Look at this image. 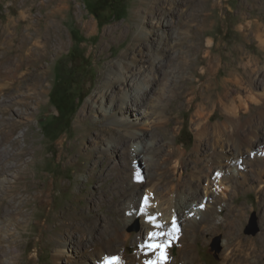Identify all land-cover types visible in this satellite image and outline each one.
<instances>
[{"label": "rangeland", "instance_id": "rangeland-1", "mask_svg": "<svg viewBox=\"0 0 264 264\" xmlns=\"http://www.w3.org/2000/svg\"><path fill=\"white\" fill-rule=\"evenodd\" d=\"M45 1L0 0L1 73L8 60L7 56L4 57L5 39L7 40L9 34L13 32L10 22L18 17L21 11L34 19L40 17L45 9H40L39 5ZM136 2L137 0H72V7L76 11L74 21L77 19L92 21L96 28L94 35L88 37L81 26L68 25L67 22L61 21L67 47L58 55L41 59L40 68H34L32 73L26 71L23 76L19 75L11 90L0 93V152L7 147L14 152L11 157L6 158L5 163L29 162L28 169L26 173L24 172L28 175L27 181L43 182L42 189H47L43 196L35 201H32L29 193L22 195L16 189L8 190L3 196L4 199L0 201V221L6 225L7 233L4 242H0V264H70V258L76 260L79 257L69 253L66 256L61 255L59 243L64 239H68V243H76L77 240L91 243L89 246L93 253L100 249L103 241L111 240L116 252L113 257L119 254L118 261H125L131 254L141 249L142 244L137 242L139 221L133 218L139 206L133 204L125 195L121 178H124L128 171L123 167L119 153L112 151L111 161L110 155L102 152L93 140L76 141L75 133L80 110L96 91L99 72L106 60L103 55H110L108 59L114 60L128 46L126 40L114 44L104 54H99L102 35L113 24H125L130 9ZM200 3L201 19L208 15L211 24L206 34H201L203 35L200 43L202 56L209 50L207 41L211 40L214 46L220 48L213 53L217 63L220 59L218 55L226 53L236 43H239L238 45L248 52L250 57L260 58V61H252L246 71L237 72L236 75L238 79L240 78L242 86L240 84L239 91L234 90L233 86L230 94L235 111L241 114L247 112L242 120L247 121L248 118H252V121L246 124L245 132L250 135L254 130L259 129L258 132H262L259 134L262 136H258L259 144L264 145V121L261 123L257 118V104L261 103L251 100L255 95H264V51L260 50L253 30L255 22H260V33L264 35V0H200ZM190 6L188 0H174V9L169 11V7L166 6L163 9L166 12L162 13L178 21L179 17L187 18ZM190 30L193 31V28ZM150 38L149 40L153 41L156 36L152 34ZM189 43L186 36L182 44L174 48L172 46L171 51L168 49L167 51L166 47L164 49L161 59L166 65L165 68L167 69L168 65L171 70L176 68L175 74L180 77L172 74L169 76L172 93L166 91L162 100L163 107H154V110H160L163 114L161 113L162 116L159 117L156 112V116L153 117L154 122L158 123L148 128L149 140L156 141L153 151L157 159L159 158L158 161L163 162L166 153L172 154V151L177 152V149L183 154L181 157L183 164L177 172H172V166L179 156L172 154L166 161L167 167L154 179L158 188V202L162 200L165 209V206L170 209L171 202L178 195L186 192L191 185H196L197 179L206 172L210 175L215 171L213 168L219 160L210 157L213 143L223 144V151L227 149L226 134L221 128L220 131L214 128L216 123L222 124L223 118L220 116L222 111L219 106L208 105L205 96L202 95L201 100L205 105L202 108L200 122L204 133L195 148L197 138L194 120L198 118L195 115L198 106L187 107L190 98L189 95L186 96L187 93L182 94L184 99L182 102H185L186 107H180V100L173 101L174 95L183 89L180 86L185 84V90L186 83L194 79L189 73L190 66L182 60L177 61L178 53L186 51ZM143 50L146 54L147 50ZM175 51L178 52L171 54ZM189 58L194 62L196 55ZM227 59L223 58V61ZM247 60L248 57L244 61ZM201 67V65L197 67L198 71ZM44 70L48 72L42 82L45 86L44 95L42 101L37 104L34 95L27 99L25 97L34 93L32 82L35 72ZM155 77L157 79L158 75ZM155 87H159V84ZM249 88L252 89L251 95ZM11 99H16L17 102L4 106L5 100ZM169 104H171L170 108ZM15 112L20 115H16ZM86 114L87 117L90 116L89 121L86 122L88 128L99 126V123L90 122L92 120L90 109ZM209 117L212 118L206 122L205 118ZM158 119L161 122L156 121ZM75 144L77 146L73 148ZM262 154H257V157L264 160V153ZM3 157L4 155L0 160ZM207 158H210L209 161ZM141 165L140 163L138 167L141 168ZM208 168L211 170L209 171ZM243 173L246 177L250 175L247 169H244ZM237 179L241 181V178L237 177ZM205 182L204 179L202 183ZM227 185L229 188L227 187V190L224 188L227 197L215 203L213 209L206 211L203 220L192 226L184 225L185 223L180 221L175 225L174 230L166 233L162 244L166 245L165 255L170 257L171 264H264V187L258 188L254 181H247L244 186H235L233 183ZM185 186L189 187L185 188ZM172 191L174 195L171 196ZM168 192L171 197H168ZM13 198L15 202H12ZM21 198L25 203L21 208L24 217H20L15 209ZM42 200H48L50 204L42 206ZM167 209L164 215L169 213ZM37 219L47 224L37 227L35 225ZM223 240L228 241L227 249L222 245ZM81 248L85 256V247Z\"/></svg>", "mask_w": 264, "mask_h": 264}, {"label": "bare ground", "instance_id": "bare-ground-1", "mask_svg": "<svg viewBox=\"0 0 264 264\" xmlns=\"http://www.w3.org/2000/svg\"><path fill=\"white\" fill-rule=\"evenodd\" d=\"M188 2L191 8L190 13L187 14V18L179 17L180 19L177 18L178 21H175L162 13L164 11L166 12V10L163 11L166 6L169 7V11L174 9V0H137L130 9V14L125 20V24H113L108 28L102 35V41H100L99 46L101 51L99 54H104V52H107L114 44L126 40H128V46L114 60L108 59L110 55H103L106 60L103 63L102 70L99 72L96 91L86 100L76 120V141L81 142L85 139L93 140L94 144L99 145L102 152L110 155L111 161L112 151L119 153L123 161V167H126L128 171L124 175V178L120 177L123 179V181H121L125 187V195L128 196L133 204L139 206V210L134 214L133 218H137L136 220L139 221L140 227L137 234L138 238H136L138 239L137 242L142 244V247L131 254L125 261H118V264H146L147 261H156L159 256V251L149 249L147 246L150 242H152V244H162L166 233L174 230L175 225L180 221L185 223L184 225L192 226L203 220L206 211L213 209L215 203L221 202L227 197L225 194V189L227 190V187L229 188L227 184L233 183L235 186H244V184H247V181H254L257 183L258 188L264 187V160L257 157V154L264 153V145L259 144L258 140V136L262 132L259 133V129L257 128V130H254L250 135L245 132L246 124L250 123L252 118H248L247 121L242 120V117L246 115L247 112L241 114L235 111L236 109L232 104L233 100L230 94L233 90V86L235 87L234 90L236 89V91H239L241 82L239 81L240 78L238 79L236 75L237 72H240V70L246 71V69H249L248 66L252 61H260V58H256V56L253 58L252 56L250 57L248 52L244 51L242 47L238 45L239 43H236L235 46L233 45L234 47L226 53L217 54L220 56V59H218L219 57L217 58V63L213 53L215 50H220V48L219 46H214L211 40L207 41L209 50L202 56L200 43L203 40V35L201 36V34H206L209 29L208 27L211 25L209 22L210 20L208 19V15H206L204 19H201L200 0H188ZM39 8L45 9V12L41 13L40 17H35L34 19V17L28 15L26 12L23 14L21 11L18 17L14 18L12 21L10 20V24L13 26L10 28H12L13 32L9 34L7 40L5 39L6 46L4 49V57L7 56L8 60H6V65H4V71L2 73L0 72V82H2L0 85V93L2 91L6 92L11 90L16 82L15 80L19 78V75L23 76L26 71L27 73H32L34 68H40L39 64L42 63L40 61L41 59L47 58L50 55H58V53L67 47V42L63 34V27L60 25L61 21H63V23L67 22L68 25L73 24L75 26H81L88 37L93 36L95 33L96 28L92 21H81V19L74 21L76 11H74L75 8L72 7V0H46L39 5ZM182 11L181 9L180 12ZM260 26V22H255L253 30L255 32V39L259 43L260 50L264 51V35L260 33ZM192 28L193 31L190 30ZM66 29L67 28H65V30ZM152 34L156 36V39L154 38L153 41H150L149 38ZM186 36H188L190 43L186 51L178 53L179 57L177 61L182 60L186 65L190 66L189 73L194 79L186 83L187 88H185V90V84L180 86L183 87V89L179 93L175 92L176 95H174L173 101L179 102L180 100V107H186L185 102H182V100H184L182 94L186 95L185 93H187L186 96H190L189 100L187 99V107L191 108L194 105L196 107L198 106L195 112L198 118H196V120L193 119L197 138L195 148L197 147V141L202 140V133H204L203 125L200 122L202 108L205 105L201 100L202 95L205 96L208 105L216 104L219 106L222 111L220 114L223 118L221 120L222 124L216 123L214 128L218 130L221 128V131L226 134L225 144L227 149L223 151V144L217 145L216 142L212 145L210 144L212 148L210 157L214 160H219V162H216L217 165L215 164L213 168L215 171H212L210 175L206 172L207 174L205 173V175L197 179L196 185L192 186L190 184L192 186H190L191 188L185 186V188L189 187L186 192L180 195L177 194L178 196L175 194L177 197L171 202V208L167 209V206H165L167 211L169 210V213L164 215L166 209L163 206L165 204L162 200L158 202V188L154 179L160 174L162 169L167 167L166 161L171 158L172 154L179 156L172 166V172H177L178 168L182 167L183 160L181 157L183 154L177 149V152L172 151V154L171 152L166 153L163 162L158 161L159 158L157 159L156 153L153 151L156 141L154 139L149 140L148 128L150 125L153 126L158 123L154 122L155 120L153 117L156 112V115L159 117L162 116V112L160 110H154V107H161L166 91L169 90L171 92L169 87V76L172 74L175 77H180V75L175 74L176 68L171 70L169 69V65L167 69L165 68L166 65H164L161 59L165 51L164 49L166 47V50L168 49L171 51L172 46L174 48L176 45H181ZM143 49L147 50L146 54L143 53ZM177 52L178 51H175L171 54H176ZM192 55H196L194 62L189 58ZM244 57H248V60L244 61ZM223 58L228 59L223 61ZM156 65L158 67H156ZM200 65L202 67L200 71H198L197 67ZM47 73L46 70L35 72L32 82L34 87L32 90L34 93L28 94V97L24 94L26 96H24L25 99L34 95L37 104L42 101L45 90V86L42 82L44 77L48 75ZM155 75H158L157 79ZM156 82L159 84V87H155L157 85ZM196 84H198V86H196ZM249 86L251 85L249 84ZM249 91L251 95L252 89ZM237 99L239 98L237 97ZM15 100L16 99L3 101L4 106H8L9 104L13 105V103L17 102V100ZM251 100L254 102L256 101V103L260 101L261 104H257V118L260 122H263L264 95H255ZM170 106L171 104L168 105L169 108ZM240 107L241 106H239V108ZM88 109H90L92 115V120L90 122L99 123V126H92L91 129L87 127L88 124H86V122L89 121L90 117H87L88 115L86 114ZM166 111L168 110L166 109ZM15 114L20 115V113L17 112H15ZM164 117L166 116L164 115ZM211 118L212 117L205 118L206 122H209ZM156 121L161 122L159 119ZM76 144L73 145V148H76ZM20 151H18V153ZM0 153V158L4 155L0 160V170L2 171L0 174V201L4 199L3 196L10 189H16L22 195L23 193H29L32 196V201L41 198L47 189H42L43 185H41V183L43 182L27 181L28 175L25 173L30 163L24 161H16L9 164L5 163L6 158L11 157L12 153H14L9 147L4 148ZM207 159L209 161L210 158ZM140 163L142 164L141 168L138 167ZM239 166L241 167L239 168ZM244 169H247V172L250 173L247 177L246 174L243 173ZM208 170L210 171L211 168H208ZM237 177L241 178V181L238 180ZM193 178L191 177V179ZM204 179L206 181L205 184L202 183ZM213 187L215 188L213 189ZM172 188L171 190H174ZM168 189L170 188L168 187ZM143 190L144 195L141 196ZM48 192L49 191H47V193ZM169 192L167 193L168 195ZM172 195H174V193L171 194V196ZM171 196L169 195L168 197ZM165 199L163 201H165ZM167 199L169 200V198ZM12 202H15V198L12 199ZM42 202V206H48L50 204L48 200H42ZM24 204L21 198L16 206L17 208H15L20 217H24L21 211ZM39 220L40 219H37L35 222L37 227L45 223L47 224V222L41 223ZM157 225L159 226L157 227ZM150 232H155L159 235H157L155 239H150L148 235ZM6 233V225L3 221H0L1 243L4 242ZM90 244L80 240H77L76 243H68V239H64L59 243L60 252L61 255L65 254L66 256V254L69 253L79 257L76 260L70 258V264H105L106 259L116 255L114 251L115 248L113 247L114 244L111 240L103 241L100 244V249L95 253L91 250ZM222 245L227 249L228 241L223 240ZM81 247H85V256L81 251ZM118 249L119 248H117V251H119ZM114 257L119 259V254ZM171 263L172 260L170 257L166 256L165 264Z\"/></svg>", "mask_w": 264, "mask_h": 264}, {"label": "snow or ice", "instance_id": "snow-or-ice-1", "mask_svg": "<svg viewBox=\"0 0 264 264\" xmlns=\"http://www.w3.org/2000/svg\"><path fill=\"white\" fill-rule=\"evenodd\" d=\"M158 226L159 225H157V227ZM148 235H149L150 239H155L157 237V235H159V234L155 233V232H150ZM147 247L149 249L158 250L159 256H158V259L156 261H147L146 264H165V261H166V255H165L166 245L149 244ZM105 264H118V258H116V257L108 258V259H106Z\"/></svg>", "mask_w": 264, "mask_h": 264}, {"label": "trees", "instance_id": "trees-1", "mask_svg": "<svg viewBox=\"0 0 264 264\" xmlns=\"http://www.w3.org/2000/svg\"><path fill=\"white\" fill-rule=\"evenodd\" d=\"M79 102H81V98H79Z\"/></svg>", "mask_w": 264, "mask_h": 264}]
</instances>
